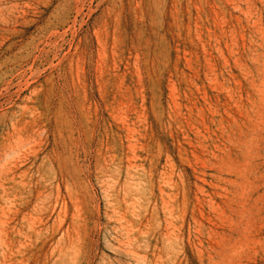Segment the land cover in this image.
I'll return each instance as SVG.
<instances>
[{
    "label": "rangeland",
    "instance_id": "374dc122",
    "mask_svg": "<svg viewBox=\"0 0 264 264\" xmlns=\"http://www.w3.org/2000/svg\"><path fill=\"white\" fill-rule=\"evenodd\" d=\"M0 264H264V0H0Z\"/></svg>",
    "mask_w": 264,
    "mask_h": 264
}]
</instances>
